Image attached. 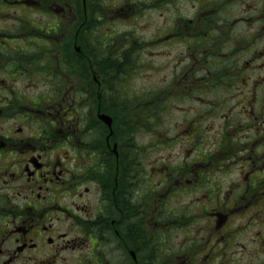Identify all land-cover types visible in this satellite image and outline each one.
I'll list each match as a JSON object with an SVG mask.
<instances>
[{
	"label": "flooded vegetation",
	"instance_id": "flooded-vegetation-1",
	"mask_svg": "<svg viewBox=\"0 0 264 264\" xmlns=\"http://www.w3.org/2000/svg\"><path fill=\"white\" fill-rule=\"evenodd\" d=\"M178 1H150L152 12L168 13L151 43L182 48L172 72L181 84L151 95V147L164 135L155 121L162 98L187 96L197 116L185 119L188 155L177 168H147L141 124L121 136L103 107L93 121L92 104L110 92L114 63L93 48L117 47L115 26L136 28L145 0H0V264H264V0H182L194 5L186 16ZM96 26L106 32L81 39L91 47L88 92L17 83L52 74L43 48L30 57L35 43L60 42L67 28L77 42ZM134 37L124 48L137 47ZM78 93L89 101L83 121ZM198 187L197 202L172 206Z\"/></svg>",
	"mask_w": 264,
	"mask_h": 264
},
{
	"label": "rangeland",
	"instance_id": "rangeland-1",
	"mask_svg": "<svg viewBox=\"0 0 264 264\" xmlns=\"http://www.w3.org/2000/svg\"><path fill=\"white\" fill-rule=\"evenodd\" d=\"M101 1L104 6L111 0ZM150 1L152 0H145L146 6L142 8L143 13L141 16L136 18V28L133 27V29H131L132 26L128 24L115 26L118 29L122 28L123 31V33L119 36L121 41L119 40L120 42L115 43L117 47L111 46L102 48L98 43L99 48L96 46L97 44L95 45V48H93L95 54L97 55L101 53L102 57L107 56V53L109 56V51H111V55H114V53L116 55L125 53L126 55H129L130 58L134 57L136 60L133 62L132 59L131 63L122 64L123 73L120 74L117 83H112V86L109 84L110 92H107V95L104 94L105 92L102 93L99 91L96 95H94L92 102L94 108L93 121L97 118L96 110L101 106L114 116V128L117 129L121 136H127L129 129H132L133 126L138 127L141 124L138 136L141 140L142 153L146 155L145 162L147 168H150L155 161L170 163L177 168V164L179 165L182 158H185L188 155L187 149L189 148L188 144L184 140L181 141L182 139L179 135L182 134L185 119L197 116V107L191 108V111L188 110L191 102L187 96H177L176 98H172V95H168V93L162 94L163 97L165 95L169 96L168 103H165L163 98H160L161 100L159 105L163 106V108L160 110L161 115L158 116L155 121L162 126L161 129L164 130V135L162 137L161 133L160 135L157 133L158 137L160 136V138H162L158 139L159 144L156 148L151 147V126H156V124L152 123L153 121L149 122L152 120L150 117L152 114L150 107L151 95L154 94V92H167L171 84H174V88L176 89L177 84H181V78L179 81L172 80V72H174L176 67L181 68L182 66L178 64L176 59V54L180 53L182 48L181 45L173 46L168 43V41L157 45V47L151 43L153 34H155L153 33V27L161 25L164 21L165 15L168 13L165 9L159 10L158 13L152 12L153 7L150 6ZM192 6H194L192 2L186 3V1L180 0V2L178 1V8H182V10H174L181 14L184 13L185 16L193 15L194 9ZM49 15H46L45 20L47 29L50 27L49 25H53L55 23V16ZM63 24L69 25L70 23L66 22ZM62 29H64V27ZM134 29L136 31L131 33L130 30ZM64 30H61V32L58 33L60 42L55 41L56 39L47 35L44 45H41L40 47V45L35 43V45L31 47V58L32 56H35V58L37 57V48L39 50L43 48L42 50L45 56L43 61L46 63V66L51 69V71L49 70L48 72H51L52 74L46 72L45 78L41 80H26L27 82H17L18 84L22 82L28 83L29 92H38V90L42 91L48 89H51L52 91L53 89H60L63 91L88 92V83L89 81H93V74H89L90 64L88 63L90 60L89 48L91 47H86V44V46L82 44L81 39H86L89 34L87 38L93 37V40H96L104 34L106 30H104V32H100V27L96 26L91 31L87 30V32L79 34L77 42L74 39L75 29H72V32L68 28L65 31ZM134 34L139 36L138 39L140 43L137 47H135V50L131 47L124 48V44L127 40L125 37L131 36V38L134 39ZM119 44L121 45L119 46ZM130 50L133 51L130 52ZM68 58L73 60L72 63H77L78 66L75 72L72 68L68 71V68L66 66L64 67L65 60ZM118 58L120 59V57H117V59ZM94 65L96 68L97 65L95 63ZM57 67L60 75L56 72ZM70 78L73 79V81ZM111 87L113 89H111ZM103 94L105 96H102ZM176 94L177 93H174L173 96ZM79 96L80 94L78 93V104L82 105L79 107V110L83 121L85 119V115L89 114L85 110V105L89 104V101L86 96H82L81 98ZM172 135L175 138L178 136V139L170 143L167 141V138ZM167 155H171L173 160L166 162L167 160L165 156ZM201 191L202 188L198 187L197 189L194 188L191 192H189L188 189L183 194H178L174 197L172 206L178 207L177 210L179 211L182 210L181 207H189L190 203L197 202L199 200L198 198L201 196ZM192 207L197 209L199 205H193ZM145 227H147V230L150 229L149 224H146Z\"/></svg>",
	"mask_w": 264,
	"mask_h": 264
},
{
	"label": "trees",
	"instance_id": "trees-1",
	"mask_svg": "<svg viewBox=\"0 0 264 264\" xmlns=\"http://www.w3.org/2000/svg\"><path fill=\"white\" fill-rule=\"evenodd\" d=\"M131 51H133V50H130V52ZM110 52L111 51H109V57H110L111 60H114L113 61L114 63L111 64L110 71L108 73V76H109V84L112 86V83H114V82L117 83V80H118L120 74L123 73L122 72L123 71V69H122L123 65L122 64L123 63L129 64V63H131L132 59H133V62H134L135 61V58L134 57L130 58L129 55H126L125 53H121L120 55H116L114 53V55H111ZM117 57L123 58L124 59V62L123 61H117V60H119V58L117 59ZM95 58L102 59V54L100 53V54L95 55ZM126 59H127V61H126ZM72 61L73 60L71 58H68L67 60H65L64 66H66L68 68V71H70V69L73 67ZM111 89H113V88L111 87ZM113 91H115V90H113Z\"/></svg>",
	"mask_w": 264,
	"mask_h": 264
},
{
	"label": "water",
	"instance_id": "water-1",
	"mask_svg": "<svg viewBox=\"0 0 264 264\" xmlns=\"http://www.w3.org/2000/svg\"><path fill=\"white\" fill-rule=\"evenodd\" d=\"M100 116L110 127L112 126L113 119L110 115L103 113Z\"/></svg>",
	"mask_w": 264,
	"mask_h": 264
}]
</instances>
